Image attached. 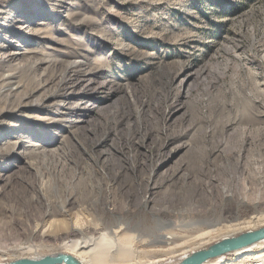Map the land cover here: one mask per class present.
Instances as JSON below:
<instances>
[{"label": "bare ground", "instance_id": "1", "mask_svg": "<svg viewBox=\"0 0 264 264\" xmlns=\"http://www.w3.org/2000/svg\"><path fill=\"white\" fill-rule=\"evenodd\" d=\"M31 1L33 6L38 5L39 7L48 2L47 0ZM123 2L130 3V0H123ZM158 3L160 0H152L138 13L145 15ZM24 4L22 3L20 7ZM6 6L0 7V18L7 12ZM84 6L91 8L92 0H87ZM20 7H16V10L20 11ZM101 9H103L102 5L96 9L91 8L92 13H99ZM92 13L85 15L81 22H69L67 24L68 31L64 32V36L54 40L51 35L65 29V26L59 24L55 27L52 25V30H48V35L44 37H47L48 41L53 42L57 47L52 49V47L44 45V49L51 48L56 51L54 55L56 60L60 59L59 57L64 60L60 70L56 69L51 75H48L45 72L46 68H42L39 76L32 71L38 63H46V67L47 64L49 67L55 65H52L51 60L47 59H43L41 62L30 60V57L37 54L39 49L43 50V47L38 49L33 45L23 48L22 42H26V40L15 37V35L24 33V37H35L41 30L23 24L26 17L22 18V15L16 14L14 17L3 18V21H0V79L17 80L19 78L18 71L31 70L32 74L27 79L28 84L18 81L19 87L26 90L30 84L36 82V88L49 89L43 99L61 96L65 94L61 89L66 83L67 73L73 66L71 61L66 60L67 57L79 55L87 60L90 54L102 53L103 56L96 57L91 64H88L91 70L80 72L81 78L89 73L95 77L93 82L87 84L83 83L85 79H81V88L75 92L76 96H80V100L76 102L74 109L82 111L78 122H88L105 99L113 98L109 106L111 109L115 108L119 102L125 103L127 98H121L119 94L120 91H123L122 85L114 87V85L121 84L122 79L126 78V75L122 73L124 71H120L121 73L112 79H104L106 83L103 84L105 85L98 84L99 77L96 74L105 68L120 66V57L126 56L132 47L127 43H120L115 38L114 27L103 25L105 17ZM116 14V10H112L110 13L112 16ZM158 18L165 19L163 16H158ZM88 19H91L97 28L92 32L81 31L78 24H85ZM38 24H47V22H38ZM159 30H161V22L154 16L153 24L140 32L141 45L160 39ZM117 31L123 33V30L117 29ZM75 32L79 33L78 39L73 34ZM236 34L238 38L235 42L232 41L231 44L215 49L209 54V61L206 62V65L209 66L208 71H188L186 62L177 60L174 66L175 71L168 73L165 79L166 73L163 71H150L139 77L140 84L135 88L131 87V91L135 103L142 106L140 116L144 117V120L138 122L134 117L135 121L131 125L129 142H126V138H122L118 130V125L124 122L126 112L123 107H120L111 110L112 112L109 111L113 116H116L115 119L98 114L102 121L94 122L93 127L84 126L86 131L84 136L77 134L79 127L76 125L71 123L64 126L66 134L61 140L63 151L60 148L50 151L41 150L43 154L50 153L58 158L61 157L62 159L59 158L57 164L49 167L43 163L28 162V165L35 170V177L38 180L36 190L40 196L46 194L53 181L66 184L61 176L63 171L68 172L66 186L69 185V188L77 192L76 188H80L81 193L79 192L80 200L76 199L72 193L66 195L60 209L59 219L52 218L55 214L52 215L50 209L42 215V223L34 224L32 229L25 233L23 240L21 239L16 245L18 257L39 258L44 254L64 253L72 256L79 264H175L192 251L208 246L223 237L264 226V212L255 209L242 219L211 225L206 229L197 230L195 233L181 232L176 236L170 231H157L154 223H141L140 231L135 229L133 224L136 221L130 220L129 217H132V213L136 209H125L122 213L126 218L121 220L117 218L116 196L124 195L127 191L123 183L128 182L129 190L141 187L142 194L138 196L137 207L145 214L148 213L145 207L148 197L145 193L147 189L151 192L156 187L154 184L148 188L151 178L146 173L148 165L139 160V155L143 156L141 146L135 142L139 133L144 137L152 136L157 143L155 153L149 156L152 159L151 165H154L157 156L167 159L170 154L180 150L191 155L190 164H186L182 168V172L184 171L180 175L182 182H186V179L189 180L191 176L195 180L201 181L205 174H209L208 170L215 162L219 170L217 176L219 186L215 187L217 191L220 190L222 201L229 200V193L225 189V171L228 162H233L236 168L241 169L249 166L251 172L258 173L256 158L253 157L252 160L246 162V165L242 162V156L249 148L254 155L257 142L264 135V83L260 84L258 81L262 75L257 70L259 67L264 69V53L261 52L257 57H251L252 60H249L246 57V52L238 51L240 38L244 34L240 31ZM184 38L197 41L200 36L194 30ZM249 42L251 46L259 44V40H256L252 35ZM166 43L170 44L171 41ZM103 44L106 46L104 47ZM59 47L68 49L60 50L58 53ZM103 47L104 49L112 48V52L106 53L108 49L104 51ZM15 49L17 50L15 51ZM2 50L4 51L1 52ZM134 54L140 58L148 55L149 59L158 56L157 51L149 53L139 48ZM161 60L158 63L163 66V56ZM12 62L13 64H11ZM150 63L153 65L154 62ZM250 64H254L253 68L250 67ZM3 72L6 74L3 75ZM151 72L153 74H149ZM152 75H156L155 78H152ZM59 83L62 84L59 86ZM53 84L56 86H51ZM108 84L111 86L106 87ZM36 88L33 85L29 93L17 96V93L11 91L9 87L0 86V115L5 112L17 115L22 108L40 107L42 105L40 99L39 101L27 100ZM88 91H91L90 95ZM72 94L73 92L70 93V95ZM12 98H17V101H11ZM90 99L94 106L88 108L84 104ZM72 104L73 101L61 104L65 111L60 113H68L73 108ZM183 109L184 111H182ZM91 111L94 112L91 113ZM177 114L178 117L175 118ZM173 116L174 118H172ZM18 117L27 121L37 120L36 118L28 119L21 114H18ZM173 119H176L175 122L178 124L175 128L170 125V121ZM184 119H186L185 124L183 123ZM56 120L61 119H46L40 120V122L55 124ZM48 137L49 135L44 132L39 143L30 144V147L25 148L24 151L16 149L17 143L23 141L22 138L8 142V146H0V161L13 155L26 157L30 152L40 153L41 143ZM126 144L133 147L131 154L125 152ZM70 155L75 156V159H72ZM108 161H112L113 166H110ZM153 170L155 172V169ZM207 176L211 181L215 179L210 174ZM182 182L181 184H183ZM98 192H100L101 199L100 203L96 204L93 202ZM258 198L257 191L251 190L247 184L242 185V201L251 200L256 203ZM65 204L68 208L64 206ZM73 204H76V207L72 210ZM98 205L102 219L114 216L117 223H107L101 220L95 214ZM29 206L33 207V204L29 203ZM23 214L24 212L14 208L0 207V221L4 223L10 219H18ZM160 232L163 240L154 244L148 236ZM33 238H37L38 242L33 241ZM50 239L54 240L53 243L45 242ZM5 259L4 257L0 258V263L9 262ZM249 259L264 262V240L233 254L208 260L203 264H242Z\"/></svg>", "mask_w": 264, "mask_h": 264}, {"label": "rangeland", "instance_id": "2", "mask_svg": "<svg viewBox=\"0 0 264 264\" xmlns=\"http://www.w3.org/2000/svg\"><path fill=\"white\" fill-rule=\"evenodd\" d=\"M47 1L45 5L39 7L38 5L33 6L31 0H0V7L7 5V12L3 14L0 21H3V18L14 17L16 14L22 15V18L26 17L23 24L41 30L39 35L35 37H24V33L15 35V37L26 40V42H22L23 48H29L33 45L38 47V49L39 47H43V50L39 49L37 54L30 57V60L41 62V60L47 59L51 60L50 63L52 65H55L54 67H49L47 64L46 67V63H38L36 68L32 69L37 76L42 72V68H46L45 72L51 75L56 69L60 70L62 67L61 63L64 59L59 57L60 59L56 60L57 58L55 59L54 57L56 51L52 50L57 45L48 41L47 37H44L48 35V30H52V25L60 24L61 26H65V29L54 32L51 35L52 40L61 38L64 36V32L68 31L67 24L69 22H81V19L85 15L92 13L91 8L96 9L99 5H102L103 9L99 13L92 14L105 17L103 25L114 27L116 31L114 34L115 38L120 43H127L132 47L126 56L120 57V66L105 68L96 74L99 77L98 84L106 83L104 79H112L121 73L120 71H124L122 73L126 75V78H123L120 82L121 84L114 85V87L122 85L123 91H120L119 94L121 98H127L125 103L119 102L115 106L117 109L123 107L126 111L124 122L118 125L119 133L123 139H127L126 142H129L130 139L129 135L131 134V125L135 121L134 117L137 118L138 122L144 120V117L141 118L140 116L142 106L135 103L131 91V87L135 88V86L137 87L140 84L139 77L141 75H145L150 71H163L166 73L164 75L165 79L168 73L175 71L174 66L177 60L185 61L188 71H208L209 66L206 65V62L209 61V54L215 49L231 44L232 41L235 42L238 38L236 33L239 31L244 34L240 38L239 52H246V57L249 60H252L251 57H257L261 52L264 53V0H160V3L149 9L145 15H141L138 12L152 0H130V3L123 2V0H92L91 8H85L84 4L87 3V0ZM22 3L25 4L20 7ZM16 7H20V11H17ZM112 10H116L117 14L115 16L110 15ZM154 16L161 22V30H159L160 39L156 42H146V45H141L140 32L150 24H153ZM158 16H163L165 19H159ZM38 22H47V24L41 25ZM79 27L81 31L85 30L87 32H92L93 29L97 28L96 25H93L91 19H88L85 24H78ZM78 28L76 29L77 31ZM117 29L123 30V33L118 32ZM194 30L200 36L199 40L193 41L191 38H184ZM73 34H75L77 39L79 38L78 32ZM251 35L256 40H259L258 45L251 46L249 42ZM233 38L235 40H232ZM167 41H171V43L168 44L166 43ZM44 45L50 46L52 49L45 50ZM104 47V51L108 49L106 53L108 51L112 52V48L106 47L104 49ZM137 48L146 50L149 53L157 51L158 56L153 59H149L148 55L140 58L134 54ZM67 49L59 47L57 52L59 53L60 50ZM103 55L102 53L90 54L87 60L79 55L67 57L68 59L66 60L71 61L73 66L67 73L66 83L61 89L63 94H65L61 96L43 99L44 94L49 89L36 88V82L30 84L26 90L19 87L18 81L28 84L29 81L27 79L32 74L31 70H24L25 72L18 71L19 78L17 80L0 79V86L9 87L11 91L17 93V96L29 93L34 85L36 90L31 93L27 100L35 99L39 101L40 99L42 101L40 107L22 108L17 115L8 112L0 115V146H8V142L17 141L19 138H22L23 141L17 143L16 149L24 151L25 148L30 147V144L39 143L44 132L49 135L41 143L42 145L39 148L40 153L30 152L26 157L13 155L0 161V207L14 208L24 212L22 217H18V219H10L6 223L0 221V258L4 257L7 261L20 258L17 256L16 245L21 241L25 233L32 229L34 224L42 223V215L50 209L52 215L55 214L52 218L59 219L60 209L64 204L66 195L72 193L76 199H79L80 188H76L77 192L69 188V185L66 186L67 171L61 173L63 182L66 184L53 181L46 194H41L40 196V193L36 190L38 180L35 177V170L28 165V162H33L34 164L43 163L49 167L57 164L61 157L58 158L57 156L50 155V153L43 154V151L58 148L63 151L61 140L66 134L64 126L72 123L76 127H79L77 134L84 136L86 134L84 126L93 127L94 122L102 121L99 115L116 118L111 113L115 108H109L113 99L112 97L109 100L105 99L100 108L92 114V118L88 122L86 121V123L78 122L82 111L74 109V105L80 100V96L75 95V92L81 88L82 82L80 80L85 79L83 83L87 84L93 82L95 77L89 73L84 78H81L80 72L91 70L88 64H91L96 57ZM162 56L164 59L163 66L158 63L162 61ZM150 62H154L153 65ZM253 66L254 64H250L251 68ZM257 70L262 75L261 78H258V81L262 84L264 83V69L259 67ZM2 74L5 75L6 72ZM155 76L152 75V78H155ZM61 84L59 83V86ZM51 86L56 85L53 84ZM107 86H111V84ZM71 92H73L72 95H70ZM88 94L90 95L91 91H88ZM11 101H17V98H12ZM71 101H73V108L68 113H60L65 111L61 104H67V102ZM129 103H131L130 106ZM84 105L88 108L94 106L92 99L86 101ZM93 112L91 111V113ZM18 114L24 115L28 119L36 118L37 120L27 121L18 117ZM175 116L177 118L178 114ZM46 119L61 120H56L55 124H43L40 122V120ZM175 120L170 121L172 128L178 125ZM183 123H186V119H184ZM141 135L139 133L135 138V142L141 146V151L143 152V156L139 155V160L148 165L146 173L151 176L148 188L154 184L156 187L151 192L147 189L145 193L146 197H148V202L145 205L148 213L145 214L137 207L139 202L138 196L142 194L141 187L129 190L127 187L128 182L123 183L124 188L127 190L126 194L116 196L115 203L118 211V220L126 218L122 213L123 210L136 209L132 213V217H129L130 220L136 221L133 224L135 229L140 231L141 223H154L157 231H170L176 236V234L181 232L195 233L197 230L206 229L211 225H219L234 221L235 219H242L254 209L264 212V135L257 142L254 155L251 148H249L242 156L243 163L249 162L253 157L256 158L259 168L258 173L251 172L249 166L241 169L236 168L233 162L227 163L225 189L229 193V200L225 201L221 200L220 190L217 191L215 187L219 186L217 178L219 170L215 162H213L211 168L208 170V173L215 178L213 181L208 178L207 175L209 174H205L201 178V181L195 180L191 176L189 180L186 179V182H182L180 180V175L184 173V171L182 172V168L186 164H190L192 160L191 155L185 154L183 150H180L174 154H170L167 159L157 156L154 165H151L150 161L152 162V159L149 156L155 153L157 143L152 136L146 135L144 137ZM126 146L125 152L131 154L133 147L131 148L129 144H126ZM70 156L72 159H75V156ZM109 164L113 166L112 161ZM153 169H155V172ZM244 184H247L251 190L259 193L256 203H253L251 200L242 201V185ZM100 199L101 195L98 192L93 203H100ZM29 203L33 204V207H30ZM64 206L68 208L66 204ZM75 207L76 204H73L71 209L73 210ZM98 207L99 205L95 209V214L101 220L107 223H117L114 216L106 217L105 220L104 218L102 219V213ZM132 232L134 231L132 230ZM241 232L232 235H237ZM148 238L152 239L151 241L154 244L160 243L163 240L161 232L152 233ZM32 240L38 242L37 238H33ZM53 241L50 239L45 242L53 243Z\"/></svg>", "mask_w": 264, "mask_h": 264}, {"label": "water", "instance_id": "3", "mask_svg": "<svg viewBox=\"0 0 264 264\" xmlns=\"http://www.w3.org/2000/svg\"><path fill=\"white\" fill-rule=\"evenodd\" d=\"M264 240V226L243 231L237 235L223 237L208 246L192 251L175 264H203L204 262L233 254ZM79 264L72 256L58 253L39 258H17L0 264Z\"/></svg>", "mask_w": 264, "mask_h": 264}, {"label": "built area", "instance_id": "4", "mask_svg": "<svg viewBox=\"0 0 264 264\" xmlns=\"http://www.w3.org/2000/svg\"><path fill=\"white\" fill-rule=\"evenodd\" d=\"M242 264H264V262L261 263V260L249 259V260H246V262H244Z\"/></svg>", "mask_w": 264, "mask_h": 264}]
</instances>
